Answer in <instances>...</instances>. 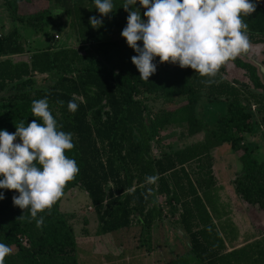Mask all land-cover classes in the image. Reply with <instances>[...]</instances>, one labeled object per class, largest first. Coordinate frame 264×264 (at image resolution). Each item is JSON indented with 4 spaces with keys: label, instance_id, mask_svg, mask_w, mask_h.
<instances>
[{
    "label": "trees",
    "instance_id": "16d2710c",
    "mask_svg": "<svg viewBox=\"0 0 264 264\" xmlns=\"http://www.w3.org/2000/svg\"><path fill=\"white\" fill-rule=\"evenodd\" d=\"M50 1L60 14L50 15L49 9L27 13L30 0H1L9 24L0 27V130L15 133L21 120L27 126L34 119L32 102L47 97L50 112L63 126L59 130L73 135L74 147L65 155L79 168L63 195L73 188L85 193L98 224L96 234L138 226L139 240L162 222L178 232L184 248L170 264H264V230L228 251L214 222L217 207L211 206L216 197L212 151L225 145L239 164L233 193L264 212V71L258 72L245 53L230 61L243 71L244 80L229 81L218 73L201 77L155 57L156 71L145 81L131 63L137 53L125 39L108 38L109 29L127 20L125 0H113L112 12L96 28L89 24L90 17L100 18L94 0ZM255 2L256 11L242 19L250 44L264 46V0ZM131 8L141 16L146 11L139 3ZM53 27L56 32L69 29L74 45H57L49 36L53 42L47 47L28 49L22 35L44 34ZM260 54L264 66V48ZM208 79L214 82L206 86L202 81ZM69 101L78 105L75 112L68 109ZM154 101L160 103L155 110L148 105ZM172 128L180 132L174 135ZM255 134L261 144L249 142ZM184 137L193 140L179 148L157 146ZM151 176L158 177L155 183L148 182ZM0 193V243L11 248L4 264H78L74 215L59 211L62 197L31 218L27 209L13 205L18 193Z\"/></svg>",
    "mask_w": 264,
    "mask_h": 264
},
{
    "label": "clouds",
    "instance_id": "9594fccd",
    "mask_svg": "<svg viewBox=\"0 0 264 264\" xmlns=\"http://www.w3.org/2000/svg\"><path fill=\"white\" fill-rule=\"evenodd\" d=\"M137 3L146 9V21H142L139 10H130ZM94 4L100 18L90 17L89 24L96 28L114 5L113 0H94ZM256 6L255 0H125L122 8L128 17L121 36L137 53L131 63L142 80L148 81L155 73V57L160 63L178 64L211 78L252 47L242 16L253 14ZM213 82L202 81L206 86ZM58 103L62 106L64 102ZM77 108L74 101H69L70 111ZM31 113V123L25 126L21 120L15 133L0 130V189L18 193L12 198L13 205L27 209L31 218H36L37 213L51 209L63 196L66 184L75 178L79 168L74 159L65 155L74 147L73 135L59 130L63 126H58L50 112L47 97L34 100ZM157 179L147 178L150 183ZM2 199L4 195L0 193ZM18 218L23 219V214ZM36 223L41 226L43 217ZM10 253V246L0 243V264Z\"/></svg>",
    "mask_w": 264,
    "mask_h": 264
},
{
    "label": "rangeland",
    "instance_id": "374dc122",
    "mask_svg": "<svg viewBox=\"0 0 264 264\" xmlns=\"http://www.w3.org/2000/svg\"><path fill=\"white\" fill-rule=\"evenodd\" d=\"M42 9H49L50 15L60 14L59 11L52 7L50 0H30L29 3L25 4V11L27 13H34ZM141 19L142 21H146L144 16H141ZM61 23L65 27L66 20L62 19ZM8 24L9 19L0 5V27L3 26L5 30L8 27ZM126 26L127 20L122 23L120 28L109 29L108 38L117 39L122 37L121 32ZM53 35H57V38H54ZM49 36L58 41L56 42L57 45H74L73 35L67 28H64L62 32H56V29L53 27L47 30L44 34H34L29 36L22 35L28 49L32 51L41 50L50 45L53 41L50 40ZM251 45L252 47L247 53H245V55H248L247 57L253 59L252 62L256 64L258 72H261L262 70L264 71V66H261L260 64L263 60L260 52L264 46L261 44ZM246 62L249 61L246 60ZM169 64L172 67L179 66L178 64H172L170 62ZM217 73L221 79L226 81H229L232 77H238L239 79L244 80L242 77L240 78V76L243 75V71L234 67L230 61L223 65ZM260 74V77L264 79V72H261ZM159 104V101L148 102L149 107L153 110L157 109ZM212 112H214V109L211 111V114ZM211 116L212 115H207L206 118L210 119ZM179 132L180 130L177 128H172L170 131V133H173L174 135H177ZM192 140L193 138L184 137L176 138V141H169L167 138L164 141L161 140L157 146L159 148H166L170 143L174 148H179ZM248 140L255 144H261V138L258 134L248 138ZM153 153H155V149H153ZM235 157H237L236 154H231L228 147L225 145L212 151V176L215 188L214 195L216 197L213 199L211 206H216L217 212L222 210L224 212L226 211V214L232 218L233 216H238L237 222L239 225L237 226V231L238 227L240 229L241 227H245L246 223H250L251 227L250 230L246 232V235L248 234L253 237L260 233L261 230H264V212H261L252 206H243V203H241L233 193L231 181L236 169L239 167V164L235 161ZM158 203L163 204L162 198H158ZM58 209L62 213H70L74 215L71 225L73 227L74 235L77 237L76 259L78 264H170L174 260V251H176L177 254H180L182 252L181 250H184L181 244L182 241L179 240V237L177 240V237L174 234L175 229L162 222H158L155 227L153 226L147 235L144 234L140 237V244L143 245L139 247L138 238L140 229L138 226L125 230H118L105 235L96 234L98 224L95 215L88 204V199L85 193L77 188L70 189L62 196L58 203ZM216 213L213 217L215 222H217L219 216L218 213L217 215ZM216 226H221V223H217ZM163 230L166 233H173V236L171 238H169L168 235L167 237H163ZM242 232L240 229V235ZM92 244L95 246L97 245L96 252L93 251ZM179 256L182 255L180 254Z\"/></svg>",
    "mask_w": 264,
    "mask_h": 264
},
{
    "label": "crops",
    "instance_id": "0c3cea01",
    "mask_svg": "<svg viewBox=\"0 0 264 264\" xmlns=\"http://www.w3.org/2000/svg\"><path fill=\"white\" fill-rule=\"evenodd\" d=\"M242 205L247 206L244 204H242ZM235 217L236 216H233V218L230 217L229 215L226 214V211L224 212L222 210V211H220V214H219L218 220H217V223H221V226L219 227V232L221 233V235L223 236V238L226 241L225 245H226L228 251L231 247H239L243 244V242L250 241V240L257 237V235L253 236V237L249 236L248 234L246 235V232H248L250 230V227H251L250 223H246L247 226L245 225V227L240 228L241 232L243 231L240 235L239 227H238V231H237V226L239 225L237 222L238 216L236 218ZM214 222H215V220H214ZM162 234H163V237H167V235H168V237L171 238L173 236V233H171V232L166 233L164 230H163ZM174 234L179 236L178 232H176V233L174 232ZM174 253H176V251H174Z\"/></svg>",
    "mask_w": 264,
    "mask_h": 264
},
{
    "label": "built area",
    "instance_id": "2783aa9c",
    "mask_svg": "<svg viewBox=\"0 0 264 264\" xmlns=\"http://www.w3.org/2000/svg\"><path fill=\"white\" fill-rule=\"evenodd\" d=\"M54 38H56V36H54Z\"/></svg>",
    "mask_w": 264,
    "mask_h": 264
}]
</instances>
